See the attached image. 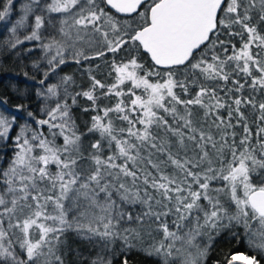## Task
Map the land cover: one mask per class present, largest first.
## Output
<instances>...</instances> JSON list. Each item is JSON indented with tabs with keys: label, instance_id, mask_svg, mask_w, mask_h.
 I'll list each match as a JSON object with an SVG mask.
<instances>
[{
	"label": "snow or ice",
	"instance_id": "6c2138e0",
	"mask_svg": "<svg viewBox=\"0 0 264 264\" xmlns=\"http://www.w3.org/2000/svg\"><path fill=\"white\" fill-rule=\"evenodd\" d=\"M0 21L24 77L0 78V264H264V0H0Z\"/></svg>",
	"mask_w": 264,
	"mask_h": 264
},
{
	"label": "trees",
	"instance_id": "16d2710c",
	"mask_svg": "<svg viewBox=\"0 0 264 264\" xmlns=\"http://www.w3.org/2000/svg\"><path fill=\"white\" fill-rule=\"evenodd\" d=\"M17 7H18V5H17ZM5 23L6 22L0 21V34H2V35H0V39H3V37L7 35L6 29L4 27ZM10 26L11 25L8 24V27H10ZM37 52H38V50H37ZM111 57H112V54L109 53L108 54L109 60L111 59ZM141 62H145V61L142 60ZM145 63L147 66L148 64H151V61L147 60ZM75 69H76L75 65L69 64V65L64 67V73L72 74ZM27 70L30 73L32 71L30 67L27 68ZM17 73H20V75L17 76ZM113 76H114V73H113ZM3 77H13V78H16L18 80L24 79V77L22 75V65H20L19 63L16 62L15 57L7 59L4 56H0V78H3ZM76 79L78 82L81 80L80 74L78 72L76 73ZM83 79L85 81V86H86L87 85V78L84 77ZM153 79H156V78H153ZM109 82H111V78H109ZM3 84L9 85V81L7 79H4ZM20 86L23 87V85H20ZM128 87H130V84L125 85V88H128ZM137 91L139 93V90H137ZM105 102H107V101H105ZM113 102H114V98H113ZM80 103H81V107H83V106L87 105L89 102L86 100H83L81 98ZM33 107H35V103L33 104ZM75 111L77 112L78 116L81 114L79 108H77ZM84 115H85V117L87 116V114H84ZM118 246H119V242L117 243V247ZM73 247L79 248L80 251L86 256H94L96 254L95 249L90 250L88 248L87 244L79 242V241L75 242L73 244ZM236 247H237V244H236L235 240L230 241V242L221 240L215 246V252L213 253V258H217L218 255H220L222 253V251H227L229 248L235 249ZM239 250L245 251L246 248L244 245L241 244V245H239ZM131 259H132V264H152L151 258L144 257L140 253H135L131 257ZM69 261H70V264H89L88 260H84L81 262L80 260L77 259V257L74 254L69 255Z\"/></svg>",
	"mask_w": 264,
	"mask_h": 264
},
{
	"label": "water",
	"instance_id": "95a60500",
	"mask_svg": "<svg viewBox=\"0 0 264 264\" xmlns=\"http://www.w3.org/2000/svg\"><path fill=\"white\" fill-rule=\"evenodd\" d=\"M150 60V59H149Z\"/></svg>",
	"mask_w": 264,
	"mask_h": 264
}]
</instances>
